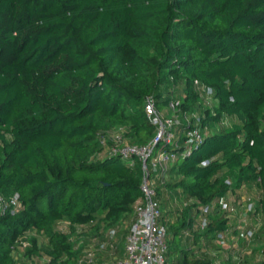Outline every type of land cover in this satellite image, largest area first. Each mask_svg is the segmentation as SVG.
Instances as JSON below:
<instances>
[{
	"label": "trees",
	"instance_id": "obj_1",
	"mask_svg": "<svg viewBox=\"0 0 264 264\" xmlns=\"http://www.w3.org/2000/svg\"><path fill=\"white\" fill-rule=\"evenodd\" d=\"M147 96L181 120L168 178L152 174L168 264L215 261L205 247L228 219L218 204L193 229L197 208L242 185L261 227L222 264H264V0H0V193L22 201L0 214V264H77L80 226L91 242L118 224L125 238L144 169L110 147L117 132L153 138ZM194 115L205 139L186 157Z\"/></svg>",
	"mask_w": 264,
	"mask_h": 264
},
{
	"label": "built area",
	"instance_id": "obj_2",
	"mask_svg": "<svg viewBox=\"0 0 264 264\" xmlns=\"http://www.w3.org/2000/svg\"><path fill=\"white\" fill-rule=\"evenodd\" d=\"M207 93L212 94V90L206 87ZM178 103H170L166 114L156 106L155 98L147 96L145 98V111L149 121L156 126V133L153 138L145 144L125 142L117 132L114 136V144L110 147V153L118 155L128 163L139 160L144 169V177L141 183L143 193L142 199L135 205L134 216L128 224V231L125 234V252L123 256H117V243L119 234L124 226L118 224L107 228L102 237H95L84 250L77 264H168L167 251V228L161 222L162 211L157 200V190L155 187L156 177L166 181L170 162L178 157L175 150L179 147L178 125L181 123L177 112ZM195 122H189L182 132L187 136L185 139V149L183 156H190L200 147L205 139L204 132L198 126L200 117L194 115ZM102 142L105 139L102 137ZM208 160L203 161V165L208 164ZM227 183L231 185L230 179ZM245 185L239 189L241 197L232 195L230 198H223L218 203L211 202L201 204L197 208L193 229L207 228L210 214H212L219 204V211L224 213L228 219V225L221 229L216 237L218 249L205 247V251L210 254L215 261L209 264H222V257H229L241 260L244 254L251 253L248 247L241 248L240 242L247 245L252 244L256 232L261 227L260 216L256 213V203L252 199V194H247ZM187 204V201H184ZM22 201L18 193L5 197L0 193V214L8 212L14 213L20 209ZM64 224L65 228L61 225ZM60 227L68 230L69 222L61 221ZM67 227V228H66ZM80 226L75 232H82ZM183 234L189 236V230H184ZM28 243L24 242L23 247ZM230 249H233L230 252ZM103 253L106 257L98 260V256ZM244 264V263H240Z\"/></svg>",
	"mask_w": 264,
	"mask_h": 264
},
{
	"label": "rangeland",
	"instance_id": "obj_3",
	"mask_svg": "<svg viewBox=\"0 0 264 264\" xmlns=\"http://www.w3.org/2000/svg\"><path fill=\"white\" fill-rule=\"evenodd\" d=\"M170 206V208H173L172 206H171V204H169ZM127 222L128 221H125L124 222V225H127ZM63 227L65 226L64 224H61ZM65 228V227H64ZM67 228V227H66ZM69 228V227H68ZM67 228V229H68ZM87 230H89V228L88 229H86V231ZM75 232V231H74ZM89 231H87L86 232V234L85 235H82L81 236V234L82 233H76L77 234V237L75 238V239H77V242L79 243V245H82L83 246V250L90 244V243H92L91 242V239H93L94 238V235L93 234H91V233H88ZM88 233V234H87ZM72 234H74V233H72ZM71 234V235H72ZM92 235V236H91ZM75 237V236H74ZM47 262V258L44 256V257H42L41 258V261H40V263L39 264H45ZM47 264V263H46Z\"/></svg>",
	"mask_w": 264,
	"mask_h": 264
},
{
	"label": "crops",
	"instance_id": "obj_4",
	"mask_svg": "<svg viewBox=\"0 0 264 264\" xmlns=\"http://www.w3.org/2000/svg\"><path fill=\"white\" fill-rule=\"evenodd\" d=\"M86 234V233H85ZM88 234V233H87ZM117 250H116V255L117 256H123L124 252H125V241L124 239L121 237L119 238V241L117 243ZM106 257V256H105Z\"/></svg>",
	"mask_w": 264,
	"mask_h": 264
}]
</instances>
